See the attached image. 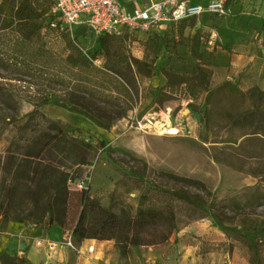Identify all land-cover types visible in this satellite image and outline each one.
I'll return each mask as SVG.
<instances>
[{
	"label": "rangeland",
	"instance_id": "obj_1",
	"mask_svg": "<svg viewBox=\"0 0 264 264\" xmlns=\"http://www.w3.org/2000/svg\"><path fill=\"white\" fill-rule=\"evenodd\" d=\"M199 1H222L230 13L222 19L204 13L164 25L159 32L140 35L136 43L107 38L112 51L154 65L153 77L140 81L138 104L111 130L55 105L41 108L50 119L78 129V136L99 146L100 151L102 142L109 148L92 165L68 170L72 180L88 178L89 190L82 192L70 183L69 202L60 217L64 224L53 226L79 244L111 243L121 259L135 263L141 259L143 264L146 260L150 261L147 264H264V137L256 143H243L244 138H240L262 125L263 119L252 126L237 122L233 118L236 112L224 101L211 108L209 115L205 110L208 90L223 83L251 91L241 81L246 71L239 80H225L229 71L220 69L218 52L233 53L235 46L226 42L228 38L244 47L264 46V0ZM67 36L56 33L46 38L57 60L73 53L68 37L75 39L77 35ZM99 39L80 33L75 45L86 54L97 47ZM2 75L9 79L4 84L23 97L18 119L10 122L0 115V155L5 156L26 115L35 109L28 100L30 92L61 88L46 76ZM170 175L201 182L202 190L190 191L206 208L178 202L165 192L186 189ZM142 202L172 212L177 232L163 244L130 246L124 257L114 239L121 235L120 217H136ZM48 219L46 215L42 224L20 227L26 228L28 235L41 237L53 227ZM10 224L16 223L2 225L0 232ZM247 233L254 237V246ZM145 249L148 255L143 258Z\"/></svg>",
	"mask_w": 264,
	"mask_h": 264
},
{
	"label": "trees",
	"instance_id": "obj_2",
	"mask_svg": "<svg viewBox=\"0 0 264 264\" xmlns=\"http://www.w3.org/2000/svg\"><path fill=\"white\" fill-rule=\"evenodd\" d=\"M54 0H0V115L2 120L19 118L22 95L10 85L4 84L2 74L26 75L32 79L46 76L60 91L30 92L28 99L35 109L26 115L18 128L5 156L0 155V218L2 225L9 223L42 224L46 215L50 226H63L61 215L65 213L70 197L71 179L68 170L92 165L109 148L99 146L79 137L80 131L50 119L42 111L43 106L55 105L72 114L82 116L97 127L109 131L128 116L140 100V81L153 77L154 65L135 57L112 51L108 37L121 38L128 43L141 40L140 35L149 32H129L123 35L99 37L95 49L84 54L76 47L78 36H91L86 27H78L73 35L62 30L51 11ZM189 20V19H188ZM187 21V20H185ZM184 22V21H181ZM179 22V23H181ZM169 23L167 25H170ZM54 25V26H53ZM56 33L68 35L73 51L56 59L48 47L46 38ZM66 37V38H67ZM102 60L98 65L97 61ZM52 72L51 74H48ZM5 76V75H4ZM205 102L207 114H211L219 102L224 101L235 115L237 122L254 125L263 119L251 133H246L243 143L262 142L264 137V91L254 87L242 91L226 82L215 90H208ZM243 111H237L242 108ZM237 142V141H236ZM241 147V145H240ZM172 179L181 182L186 189L165 191L178 202L204 210L206 205L190 189L202 190L204 185L192 179ZM88 192V191H83ZM222 228L224 226L220 225ZM121 235L115 237L122 256L129 247L155 246L167 242L177 232L172 212H163L140 204L136 217L127 214L120 217ZM254 246V237L246 234ZM74 244L79 245L76 238ZM26 260L0 254V264H28Z\"/></svg>",
	"mask_w": 264,
	"mask_h": 264
},
{
	"label": "crops",
	"instance_id": "obj_3",
	"mask_svg": "<svg viewBox=\"0 0 264 264\" xmlns=\"http://www.w3.org/2000/svg\"><path fill=\"white\" fill-rule=\"evenodd\" d=\"M161 1L163 0H122V3L128 11H132ZM191 4L205 7L209 3L194 0ZM216 18L222 19L217 16ZM226 42L233 44L235 49L233 53L218 52V56L222 58L220 69L229 71L225 80H239L243 71H246V77L241 81L248 88L258 87L264 91V46L256 48L253 44H246L244 47L240 46L241 43L237 40L233 43V39L230 38L226 39ZM64 239L62 229L57 226H53L41 237H36L28 235L27 229L21 228L20 224H10L0 232V254L5 252L11 257L26 260L28 264H143L141 259L136 263L133 260L121 259L118 249L111 243L86 241L79 245L75 244L76 248L71 249L64 244ZM40 240L43 242L42 247L37 245ZM50 242L55 244L52 250L48 247ZM90 247H94L93 253L88 252ZM156 250L154 248V251ZM147 253V249L143 250V258L148 255ZM148 262L150 261L146 260L145 264Z\"/></svg>",
	"mask_w": 264,
	"mask_h": 264
},
{
	"label": "built area",
	"instance_id": "obj_4",
	"mask_svg": "<svg viewBox=\"0 0 264 264\" xmlns=\"http://www.w3.org/2000/svg\"><path fill=\"white\" fill-rule=\"evenodd\" d=\"M54 2L51 14L61 24L62 30L73 34L82 26L94 37L121 36L125 30L131 33L149 32L160 30L169 23L200 17L204 13L219 18L230 13L222 1H213L203 7L192 5L190 0H163L132 11L125 8L122 0H54ZM74 184L82 192L89 190L88 178ZM64 244L71 249L76 248L72 236H65ZM37 245L42 247L43 242L40 240ZM48 247L52 250L55 244L50 242ZM88 252L93 253L94 247H90Z\"/></svg>",
	"mask_w": 264,
	"mask_h": 264
},
{
	"label": "water",
	"instance_id": "obj_5",
	"mask_svg": "<svg viewBox=\"0 0 264 264\" xmlns=\"http://www.w3.org/2000/svg\"><path fill=\"white\" fill-rule=\"evenodd\" d=\"M23 246H25V245H23ZM23 248H25V247H23Z\"/></svg>",
	"mask_w": 264,
	"mask_h": 264
}]
</instances>
